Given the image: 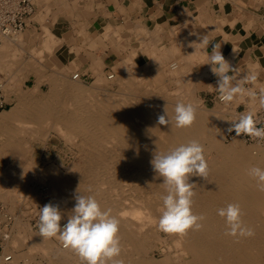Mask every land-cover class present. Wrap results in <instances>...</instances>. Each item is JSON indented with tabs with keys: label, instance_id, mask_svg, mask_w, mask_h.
<instances>
[{
	"label": "bare ground",
	"instance_id": "bare-ground-1",
	"mask_svg": "<svg viewBox=\"0 0 264 264\" xmlns=\"http://www.w3.org/2000/svg\"><path fill=\"white\" fill-rule=\"evenodd\" d=\"M174 34L173 46L161 50L153 47L154 45L150 47L151 43L139 48L138 56L130 52V56L122 62L136 64V61L141 60L140 57H144L141 51L148 54L155 63L161 59L167 62L180 54L179 48L190 49L186 57H179L182 61L184 59L183 64L176 59L171 64H166L168 66L164 70L151 75L152 83L149 87L130 83V77L135 75L133 72L131 76H123L117 80L121 89H131L135 94L122 95L116 101L113 99V102L104 94L95 100L83 101L86 95L85 86L82 87L79 80L73 81L76 79L73 78L75 74L68 81L65 77L69 68L66 67L62 69L63 76L47 78L48 90L42 96L37 97V86L29 94L16 95L14 106L4 113L0 112V128L5 137L2 145L8 149L7 152L17 155V133L12 125L19 130L29 127L24 126L26 123L44 122L43 125L52 128L54 132L56 130L63 137L71 139L70 141L79 140L87 148L89 157L84 162V174L78 182L75 180L76 183H72L74 180L69 182L58 177V171L52 167L43 169L40 176L45 177L48 172L49 175L52 173V177L46 176L50 179L48 185L53 191L57 188L62 191V226L71 215L75 204L73 193L77 189L85 196H94L102 209H111L112 215L120 218L119 235L123 251L119 258L124 264H264V192L257 191L255 181L247 174L248 169L253 166L264 167V150L258 146L259 143L245 146L237 138L231 140L230 145L222 142L227 123L225 116L233 114L238 100L229 106L223 104L215 112L197 111V119L191 127L177 129L157 123V117L163 114L165 107L170 117L174 115V108L180 97H186L185 100L193 98L194 102L193 93L198 89L197 82L211 69L206 64L204 68H200L199 74H191L188 70L189 64L195 58L207 63V53L204 49L199 50V45L189 46L193 41L188 34ZM105 36L106 33L103 37ZM20 38V34L6 38L7 41L10 40L6 41L7 47L0 46V59L5 57L2 55L3 49L17 44ZM232 55L233 52L230 56ZM14 56L12 54L11 58L14 59ZM173 64L176 65L174 71L171 68ZM183 71H188L191 78L195 77V83L185 87V94L178 95L179 88L175 89L173 95H160L161 91L157 95L148 89L156 84L161 86L159 80L164 74L176 77L177 81L183 83V87L187 82L186 79H180ZM97 77V83L90 88V92L101 89L106 84L99 72ZM134 86L136 87L133 88ZM250 105L254 110L252 102ZM191 140H197L204 146L209 165L206 179L191 177L189 181L196 185L193 211L206 216L205 226L200 231H189L183 237L165 234L157 227L161 197L166 195L165 185L163 178L154 172L150 161L156 152L166 153ZM211 151L216 156L211 157ZM11 171L10 177L15 179L20 188L17 190L21 191L26 187L24 171L21 172V179L12 175L14 170ZM17 190L12 191L19 198L20 191ZM27 193L34 200V194L29 190ZM229 203L241 205L244 213L242 219L246 225L254 228V238L236 242L234 238L224 234L225 220L217 215V209ZM40 238L30 234L27 237L30 245L33 244L35 249L49 256L54 264H69L80 260L77 255L72 257L71 250L65 249L62 244L58 249L51 245L52 241H48L49 239ZM20 244L16 237L5 238L0 264H5L4 257L7 255L11 256L10 264H19L24 259V255L18 251ZM153 249L160 255L153 254Z\"/></svg>",
	"mask_w": 264,
	"mask_h": 264
},
{
	"label": "rangeland",
	"instance_id": "rangeland-1",
	"mask_svg": "<svg viewBox=\"0 0 264 264\" xmlns=\"http://www.w3.org/2000/svg\"><path fill=\"white\" fill-rule=\"evenodd\" d=\"M34 1L35 4L38 5V13H43L44 15H48L50 13V8L53 6V1ZM37 15L38 14H35V16L32 17L37 18ZM39 20H41L42 22L41 18ZM178 31L175 32L177 34H181L180 30ZM45 32L37 31L29 34L28 32L23 31L20 34V42L14 44L15 46L13 44L9 45V49H3V52L5 53L2 52V55H4L5 57H1L2 59H0V79L2 80L3 85V97L5 105L3 107V112L1 111L2 113H4V111L6 112L14 106L16 95L18 96L20 93H22L20 95L29 94L36 86L38 94L37 97L42 96L48 90L47 78L55 75L63 76L64 73L62 72V69H65L67 66L69 67V72L68 74H66L65 78L68 81H71L72 74H79V77L73 76V78H76L73 81L79 80L80 85H82V87L85 86L84 88L86 90V95L84 96L83 101H89L90 99L95 100L97 99V97H103L104 94V96L111 98L112 102L113 99H115L116 101L120 97H122V95L135 94L131 89H121L119 87V84H117V80L120 77L131 76V73L133 72L135 75L130 77V83H137V85L141 84L142 86L149 87V84L152 83L151 75H153L155 72L159 73L158 71H162L166 68V66H168L161 61H158V63L153 62L149 55L142 51L141 53L144 57H140L141 60L136 61V64L122 63L124 60H126L127 57L130 56V52H134V54L136 53V55L138 56L140 52L139 48L145 45L149 46L151 43H142L144 42L141 41V36H143V33L138 32V37H136V39L138 38V42H134L130 47V38H128L129 35L120 38L119 36H116L118 34L109 32L110 34L106 33L107 36H105V38L107 39L108 46L110 47L109 52L112 54V63L109 65L104 64L103 56L98 54L96 51L92 52L89 50L86 55L89 59H91V62L93 60L94 65H92L91 67L85 66L82 67L81 70H79V62L81 61H79L78 58L80 59L82 57V49H77L74 45V47L71 48L73 52L69 51L72 54H67V50L64 48L63 41L54 40L47 43L44 36ZM151 34V36L153 37V42L150 47H152V45H154L153 47H157L154 41L156 39V37H154L156 36V34L155 32H152ZM81 38H84V36H75L74 40H76V42H82ZM9 40L10 39H8V41ZM6 41V39H3L0 42V46L7 47L8 45L6 43L8 41ZM2 43L4 44L2 45ZM173 44L171 46H173ZM81 45L87 46L85 42L83 44L80 43V46ZM185 49L189 48L186 47ZM11 50H13L14 52ZM179 52L180 48L178 50V54ZM12 54H15L14 59L11 58ZM180 56L182 55L179 54L176 57L170 58L167 61V64H171L176 59L179 60L181 64H183L184 59L182 61L181 58H179ZM156 59L159 60L158 57ZM151 62L154 64H152ZM188 70H190L189 66ZM98 72L106 81V84H104L101 89L90 92V88L92 89V86L97 83L96 79L98 78ZM187 72L188 71H183V77L180 78L187 80L186 84L183 87V83L177 81L176 77H171L164 74L162 79L159 80L160 84L162 83L161 86H157L158 84H153V88L148 89L151 90L152 93L157 95L159 94V91L162 92L160 95H173V93H175V89L179 88L180 91L177 92L178 95L185 94L187 92L185 90V87L189 86V84L195 83V77L191 78L192 75L190 76ZM110 74L112 75V78H108ZM191 74L195 75L196 73L192 70ZM196 77L198 78V75ZM135 78L138 79L136 80ZM188 79H190V81ZM38 80H40L39 83ZM197 84L198 89H196L195 93H193V97L196 101L194 100V102H192L193 98L185 100L186 97H180L179 102H191L196 105L197 111H217L219 109L218 107H221L223 103L213 101V98L209 96V93L204 96L203 92H199L203 89H210V83H208L206 79L202 78L199 82H197ZM136 86H134L133 88H135ZM160 87L162 88L161 90L159 89ZM255 88L261 89L264 88V85H261V87L256 86ZM237 100L238 102L235 108L242 101L251 102L250 98ZM252 103L253 105H255V102L252 101ZM254 110L250 109V111ZM236 116L237 115L235 111L232 115L227 114L225 116L227 123L225 127L224 140L222 141L224 145H230L229 143L231 142V140H226V130L231 122L236 118ZM43 124L45 123H26L24 126L28 125L29 127L26 126L25 129L19 130L17 127H15V125H12V127L16 128L15 132L17 133L15 136V146L18 151L17 155H12L11 152H7L8 149L6 150V148L3 147L2 143L5 141V137L0 128V222L2 223V221H4L6 218L11 219L8 235L10 238L16 237V240H19V243L21 244L20 248H18V251L24 255V259L20 260L19 264H54L53 260L49 256H46L43 252L35 249L34 245H30V242L27 239L29 234L38 239L41 237L37 228L40 207H43L47 203H53L59 204L60 209L62 207L64 208V205L61 202L60 198L63 196L62 191L58 188L53 191L52 188L48 185V181L50 180L48 178L52 177L53 174L51 173V175H49L48 172V174L46 175L48 178L46 176L42 177L40 176L41 171L50 167L55 168L58 171V177H62L63 179L65 178V180L69 182H72V180H74L72 183H76L78 182V179L80 180V178L83 176V168L89 157L87 148L82 146L79 140L70 141L71 139L63 137L56 130L54 132L52 128L46 127ZM47 128H50L49 131H47ZM234 139L236 138H233L232 140ZM237 139L242 141L245 146L256 145L255 143L245 142L241 138ZM258 146L262 150H264L263 145L258 144ZM211 152V157L216 156V153H214L213 151ZM11 170H14L12 175L17 177V179H21V172L22 170L24 171L23 173L25 174L26 187H23L21 191L17 190L19 187L15 179L10 177L12 173ZM75 180L77 181L75 182ZM12 190L20 191L19 198ZM28 190L34 194V200L27 193ZM9 191L11 192V194H9ZM61 222L64 221L61 220ZM22 238H26V240ZM40 239L45 240V238L42 237ZM48 241H52L50 243L51 245H54L55 248H61V242L58 239L51 238ZM2 245L3 242L0 241V255H2L4 251ZM32 245L33 247H31ZM153 254H155L156 256L160 255V253L155 249H153ZM71 256H76V254L72 250ZM69 264H81V261H72V263Z\"/></svg>",
	"mask_w": 264,
	"mask_h": 264
},
{
	"label": "clouds",
	"instance_id": "clouds-1",
	"mask_svg": "<svg viewBox=\"0 0 264 264\" xmlns=\"http://www.w3.org/2000/svg\"><path fill=\"white\" fill-rule=\"evenodd\" d=\"M190 35H197L200 42H192L189 46L199 45L205 50L209 47L207 35L201 36L196 33ZM233 52L235 53L234 49ZM205 64H209L212 73L218 77L215 90L223 104L229 106L237 99L247 97L253 102H258L260 108H264V88L257 92L254 88L245 87V84L255 83L257 77L254 73L243 75L233 84L239 70L225 59L221 52V44L212 45L211 54L208 55ZM171 68L174 71L176 65H171ZM196 119V105L181 101L176 103L174 115L171 117L165 107L163 114L157 117V123L183 129L191 127ZM232 122L226 130L229 134L234 131L237 137L245 134L258 141L264 140V127L257 126L259 121L255 112H241L238 120ZM150 164L154 172L163 178L166 190V195L161 197L158 230L181 237L187 235L189 231L202 230L206 216L193 211L196 185L189 181L191 177L206 179L209 174L204 146L197 140H191L166 153L156 152ZM247 174L255 181L257 191L264 192V167L253 166L248 169ZM73 199L74 207L63 226L59 204L47 203L39 208L37 222L39 235L45 239H58L65 249L72 250L79 257L81 264H124L119 258L123 251L119 235L120 218L112 215L111 209H102L94 196H85L78 189L73 194ZM217 215L225 220L224 234L234 238L236 242L255 237L254 228L246 225L242 219L244 213L239 203H229L217 209Z\"/></svg>",
	"mask_w": 264,
	"mask_h": 264
},
{
	"label": "crops",
	"instance_id": "crops-1",
	"mask_svg": "<svg viewBox=\"0 0 264 264\" xmlns=\"http://www.w3.org/2000/svg\"><path fill=\"white\" fill-rule=\"evenodd\" d=\"M50 1H53V6L48 15L38 13L39 8L35 4L32 16L38 14L37 18L31 16L23 31L30 34L46 30L44 36L47 43L63 41L67 54L73 52L71 48L74 45L75 48L82 49V57L78 58L81 61L79 70L94 65L93 60L91 62L86 55L89 50L103 56L104 64L112 63V54L109 52L107 39L103 37L104 33H115L120 38L129 35L131 47L134 42H138V32L143 33L141 41L146 43L153 42L151 33L155 32V44L162 50L175 42L174 32L180 30L181 34H188L197 43L200 42L197 35H190L191 33L207 35L210 41L209 47L204 49L207 57L211 54L213 44H221L225 59L239 70L233 84L243 75L254 73L257 77L255 83L245 84V87L264 85V0ZM75 36L84 38H81L82 42H76ZM84 42L87 46H80ZM201 49L199 46V50ZM188 52L189 49L180 48L182 56ZM231 52L234 55L230 56ZM161 62L168 63L165 59H161ZM205 66L199 58H195L189 64L190 72L193 70L199 74ZM231 74L230 72L229 75ZM204 79L210 83V89L199 92H203L204 96L209 93L213 101H216V96L219 95L215 90L218 77L210 69Z\"/></svg>",
	"mask_w": 264,
	"mask_h": 264
},
{
	"label": "built area",
	"instance_id": "built-area-1",
	"mask_svg": "<svg viewBox=\"0 0 264 264\" xmlns=\"http://www.w3.org/2000/svg\"><path fill=\"white\" fill-rule=\"evenodd\" d=\"M35 11V1L34 0H0V42L6 38H13L14 36L21 34L23 30L26 28L28 21ZM112 75H109V78ZM74 77H79V74H75ZM257 92H259V88H255ZM216 102L221 103L219 100V95L216 96ZM252 102V100H251ZM249 101H242L236 108V118L233 120H238L241 112L250 111L251 106ZM258 102H255L254 111L257 120L259 123L258 127H264V108H260ZM5 105L4 97H3V85L2 80L0 79V112L3 111V107ZM257 105V106H256ZM256 106V107H255ZM233 122H231L232 124ZM230 124V125H231ZM229 125V127H230ZM233 138H241L245 142L249 143H259L264 146V140L258 141L257 139L248 137L245 134H241L240 136H236L235 132L226 133V140L230 141ZM11 219L6 218L2 223L0 222V241L7 237H9V227H10ZM5 264H10L11 256L7 255L4 257Z\"/></svg>",
	"mask_w": 264,
	"mask_h": 264
}]
</instances>
